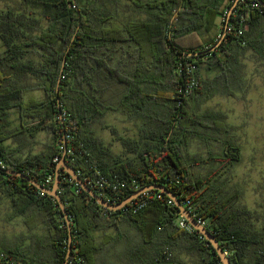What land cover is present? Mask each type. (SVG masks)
<instances>
[{
  "label": "trees",
  "instance_id": "16d2710c",
  "mask_svg": "<svg viewBox=\"0 0 264 264\" xmlns=\"http://www.w3.org/2000/svg\"><path fill=\"white\" fill-rule=\"evenodd\" d=\"M236 1L21 0L0 13V202L18 215L41 218L47 245L37 255L0 246V264H65L69 229L58 202L6 173L26 174L52 189L63 156L113 205L141 189L165 187L207 221L232 264H264V225L231 187L240 145L225 115L198 111L217 93L237 97L248 54L264 61V7L239 0L228 19ZM239 15L246 23L242 37L224 31ZM192 37L199 41L191 45ZM189 63L198 66L199 87L179 96L191 77ZM111 112L139 123L138 135L126 138L108 126L104 119ZM98 125L110 130L122 153L97 134ZM42 133L50 137L45 149L28 150ZM193 141L208 146L207 159L190 155ZM204 165L217 167L203 175L197 169ZM102 177L105 188L99 189ZM71 178L60 170V196L72 222L69 264H92L102 249L94 234L106 228L125 237L126 262L160 264L170 251L175 261L187 253L196 264H222L198 231L179 228L180 210L163 192L149 191L114 212L84 190L77 193ZM129 230L140 240L128 238Z\"/></svg>",
  "mask_w": 264,
  "mask_h": 264
},
{
  "label": "rangeland",
  "instance_id": "374dc122",
  "mask_svg": "<svg viewBox=\"0 0 264 264\" xmlns=\"http://www.w3.org/2000/svg\"><path fill=\"white\" fill-rule=\"evenodd\" d=\"M20 1L0 0V13L9 7L18 6ZM208 39L201 41L205 43ZM189 40L191 45L199 41L196 37ZM3 51L4 46L0 40V54ZM243 63V87L235 89L238 97L217 93L211 99L202 101L198 111L225 115V121L232 128L233 139L240 145L242 155L241 161L231 168V187H236L242 192L241 205L255 213L258 226L261 227L264 225V61L250 53ZM104 122L117 128L123 137L134 138L138 135L139 123L120 113H108ZM96 131L107 144H113L116 153L123 152L121 144L113 141L110 130L98 125ZM189 153L198 154L204 159L209 157L208 146L198 141L191 143ZM216 167L204 165V168L197 169V172L206 175ZM10 231L9 207L0 202V238L9 236Z\"/></svg>",
  "mask_w": 264,
  "mask_h": 264
},
{
  "label": "crops",
  "instance_id": "0c3cea01",
  "mask_svg": "<svg viewBox=\"0 0 264 264\" xmlns=\"http://www.w3.org/2000/svg\"><path fill=\"white\" fill-rule=\"evenodd\" d=\"M219 23L221 25L220 19ZM221 28L222 26H220V29ZM245 59H243V62ZM49 138L50 137L45 133L38 135L36 141L29 144L28 150L31 149L34 153L42 152L45 149V145L48 143ZM9 145L16 147L13 139L9 140ZM40 220L41 218L35 216L24 217L18 215L13 209L9 208V226L11 227V231L9 232V236L0 238V246L9 248V250L17 253L25 252L30 253L31 255L46 252L44 224ZM126 233L128 234V238H133L135 241L140 240L136 231L129 230ZM94 236L97 244L102 246V249L95 256L92 264H135L123 260V255L130 247L127 246L125 237H120L115 229L106 228L99 230L95 232ZM119 238L121 242H118ZM176 262L178 264H196L197 259L185 253L180 255L179 260Z\"/></svg>",
  "mask_w": 264,
  "mask_h": 264
},
{
  "label": "water",
  "instance_id": "95a60500",
  "mask_svg": "<svg viewBox=\"0 0 264 264\" xmlns=\"http://www.w3.org/2000/svg\"><path fill=\"white\" fill-rule=\"evenodd\" d=\"M257 1L264 7L263 0H257ZM238 3H239V0L236 1V3L234 4L233 8L230 10V12L228 14V19L231 18V15H232L234 9L236 8V6L238 5ZM228 23H229V21H227V23L225 25V30H224L225 32H226V30L228 28ZM222 42H223V38L221 39V41H219V43L217 45H215L208 52H214L221 45ZM202 54L203 53L189 54V56L190 57H195V56H200ZM62 168H64L65 171L74 180L79 182L81 184V186H82V189L86 193H88L100 206L104 207L105 209H107L109 211H114V212L120 211V210L124 209L125 207H127L128 205L132 204L133 202H136L139 197H141L142 195L146 194L149 191L158 190V191L163 192L164 194H166L169 198H171L175 202L176 206L180 210V216L185 218L189 222V224L191 226H193L195 228V230H197L202 236H204V238L212 245V247L214 248V251L219 256V258L221 260V263L222 264H232L229 256L223 250L222 246L217 241L215 236L206 227H204L201 224H199L198 221L181 204V202L177 199V197L173 193H171L169 190H167L165 187H163V186H150V187L141 189V190L137 191L135 194H133L131 197H129L126 200H124L122 203L113 205L112 203L108 202L106 199H104L103 197L98 195L92 188H90L82 180V178L77 174L75 169H73L72 167H70L67 164L66 156H63L62 160L57 164L56 178H55V182H54V185H53L52 189H48V188L44 187L43 185H41L37 181L32 180L26 174L19 173L17 171H11V170L6 171L7 174L15 175V176H18V177L28 181L31 185L35 186L39 191H41L44 194L49 195L50 197H53L58 202V205H59L61 211L63 212L65 221L67 223V227L69 229V248H68V253H67L65 264H69V260H70V257L72 255V251H73V235H72V222L70 220L69 214L67 213V210H66L65 204H64V202L62 200V197L59 194L60 180H61L60 179V170Z\"/></svg>",
  "mask_w": 264,
  "mask_h": 264
},
{
  "label": "built area",
  "instance_id": "2783aa9c",
  "mask_svg": "<svg viewBox=\"0 0 264 264\" xmlns=\"http://www.w3.org/2000/svg\"><path fill=\"white\" fill-rule=\"evenodd\" d=\"M240 1L245 6H249L250 5L252 8H256V9L261 7V4L257 0H240ZM245 25H246L245 16L244 15H239V16L236 17L235 24H231V25H230V23L228 24V28H227L226 33L233 34L236 37H242L244 35V33H245V29H246ZM186 70H187L188 74L191 75L190 80L187 83V85L184 88L180 89L179 92H178L179 96H185V97L190 96L199 87V81L196 78V72L198 70L197 64H190L189 63ZM56 161H58V158H56ZM53 181H54V179H53L52 176H50L47 179V183L48 184L53 183ZM70 182L71 183H73V182L75 183V186H76V189H77V193H80L83 190L81 184L79 182H77L76 180H74L73 178L70 179ZM97 185L99 186V189H104L105 188V179L102 177L98 181ZM59 194H60V189H59ZM158 198H161V196L158 195ZM188 205L190 207L189 213L198 221L199 224H201L202 226L207 228V221L203 217H201L197 212H195V210H194L193 206L190 204V202H189ZM142 206H144V205H140V207H142ZM179 228L181 230L186 231L189 234H192L195 231H197L183 217H181V219L179 220ZM201 238L203 240H206L204 238V236H202ZM226 254L229 256L228 252H226ZM262 254L264 256V251L262 252ZM3 256L4 255H2L0 253V257H3ZM160 264H178V263L174 260L173 253L170 252V251H167L165 262L164 263H160Z\"/></svg>",
  "mask_w": 264,
  "mask_h": 264
}]
</instances>
